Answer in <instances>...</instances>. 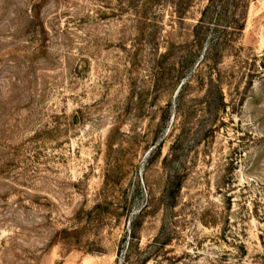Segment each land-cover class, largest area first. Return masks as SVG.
Wrapping results in <instances>:
<instances>
[{"label": "rangeland", "instance_id": "1", "mask_svg": "<svg viewBox=\"0 0 264 264\" xmlns=\"http://www.w3.org/2000/svg\"><path fill=\"white\" fill-rule=\"evenodd\" d=\"M248 1L213 45L208 0H0V264H264Z\"/></svg>", "mask_w": 264, "mask_h": 264}, {"label": "trees", "instance_id": "2", "mask_svg": "<svg viewBox=\"0 0 264 264\" xmlns=\"http://www.w3.org/2000/svg\"><path fill=\"white\" fill-rule=\"evenodd\" d=\"M248 3V0H208L198 22L194 26L195 41H199L200 44L203 43L207 31L212 26L215 28L222 27L220 28V34L217 39L210 40L209 38L205 42L207 44L211 42L214 45L219 40H223V43H227L228 40H231L233 34H239L242 31ZM261 62L264 66V59Z\"/></svg>", "mask_w": 264, "mask_h": 264}]
</instances>
